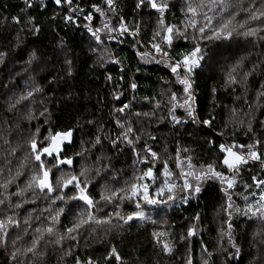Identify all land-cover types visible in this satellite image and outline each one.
Returning <instances> with one entry per match:
<instances>
[{
  "label": "trees",
  "instance_id": "1",
  "mask_svg": "<svg viewBox=\"0 0 264 264\" xmlns=\"http://www.w3.org/2000/svg\"><path fill=\"white\" fill-rule=\"evenodd\" d=\"M77 2L84 9V13L75 17L77 24L67 27L62 20L67 7L58 8L52 0H45L46 9H29L28 13L36 18L35 22L39 25L40 32L33 34L25 28V31L20 32L17 45V33L21 25L14 24L11 17L20 15V10L24 8L23 0H0V51L7 53L4 62L0 63V127L4 126L6 129V133L0 134V185L11 180L6 187H0V201H3L0 203V219L12 216L20 223L19 228L11 226L8 228L7 248L0 246V264H8V254L13 250L12 241L17 235L22 239L17 241L16 247L23 250L35 235V228L49 223L50 220L46 218L54 215L58 209H64L56 225L59 231L70 227L77 213L86 209L83 202L71 212L69 207L75 203L73 201L65 203L57 200L52 203L48 196L54 198L56 192L35 197L32 191L28 190L20 196L16 195L18 191L25 189L32 174L33 161L24 159L29 151L27 140L36 132L37 127L40 128L39 139L42 140L43 136L48 134L49 124H45L44 117L40 116V111L45 106L49 109V120L54 130H66L69 127L74 129V143L66 148L68 155L80 151V141L88 140V133L94 132V125L87 124L88 120L103 123L105 133H115L119 131L115 124L117 118L131 122L138 134L141 133V129L143 130L138 147H142L145 141L157 152L162 153L167 147L168 154L173 158L176 156L177 148L188 149L187 153L182 151V158L184 155L191 156L197 168L201 164L222 159V154L219 152L221 143L237 145L250 143L249 137L252 134H245L249 119L252 120L256 137L262 141L260 150L264 151V129L260 124V121H264L262 115L264 99H257L260 85L264 83V41L242 36H234L232 40L224 42L204 41L207 49L211 50L208 53L210 59L203 61L202 68L196 69L194 73V108L198 121L208 119L210 114L215 119L212 127L208 128L199 122L193 123L192 119L186 116L183 108H176L175 115L180 118L181 123L174 125L168 116L166 106L155 107L157 102L163 105L167 100V95L161 99V93L167 88L164 81L174 78L163 63L157 64L153 60L155 53L151 51L150 41L156 26L154 10L136 9V0H117L119 10L117 16L113 17L108 13L107 17L101 18L99 13H94L92 24L95 28L102 27V21L108 19L115 24L121 16L129 27L137 22L141 25L138 37L140 44L136 48L132 47L134 40L131 36L117 38L112 43L103 41L102 47L107 48L112 55L105 57L108 62L101 67L97 53L90 50V45L95 47V40L84 28L83 15L93 11L92 4L106 6L102 4V0H74V4ZM251 2L252 0H245V6ZM259 2L260 0H256L257 6ZM170 4L171 10L166 13L167 21L178 24L183 19L181 12L183 0H170ZM54 13L55 20L52 19ZM243 18V14L238 17V19ZM191 31L189 29V32ZM101 33L106 34L105 31ZM179 44L183 48L192 46L190 42L185 43L183 40L179 41ZM146 51L150 52L147 58L137 55V52ZM32 52H35L36 59L29 64V56ZM65 56L72 60L71 76L67 74L64 65ZM237 61L241 62V67L238 69L239 77H242L245 71L252 70L254 65L257 66L256 71L248 77L247 94L240 100H236L237 96H243L239 85L227 88L224 86L227 71ZM107 76L112 79H106ZM49 81L53 82L49 83ZM22 82H26V90L23 89ZM133 82L137 84L135 90L130 87ZM12 86H15V89ZM37 87L41 88L42 92L34 93V98L26 99L13 110H8L6 96L10 88L17 90L16 96L11 101L14 103L21 94L26 95L29 90ZM171 88L178 96H182L181 86L173 83ZM213 88L216 89L215 94L212 92ZM120 93L122 95L119 99H114V95ZM124 104L129 105L124 113L115 111ZM248 105L252 107L249 108ZM224 106L242 109L237 119H243L245 123L243 125L229 123L225 129L227 112ZM29 111L36 117L35 119L27 118ZM135 113L140 115L136 116ZM144 113L148 115L145 116ZM78 123L83 126L82 129L76 127ZM221 132L223 135L219 134ZM148 133L155 136L156 140L148 139ZM5 140L8 143H5ZM104 143L105 155L111 157L114 171L105 170L102 175H105V179L116 177L123 184L132 175L133 155L127 148L117 152L112 150L106 141ZM12 149H15L14 153ZM93 153L100 154L96 149H93ZM94 158V155L91 156L88 163H92ZM161 158H164L163 155ZM21 162L24 163L23 168L19 167ZM81 164V158L76 157L71 170L78 173ZM169 166L178 171L175 169L174 159L169 160ZM156 167H161L159 162ZM18 169L21 172L19 176L16 175ZM218 170L223 171V166H218ZM53 171L55 175L52 177V182L55 183V178L60 172L55 169ZM61 171L67 172L69 168L61 166ZM259 172L258 163H250L242 170V180L233 190V201L241 210L247 203L254 205L259 199L261 189H256L254 185L248 189L242 186L243 183L251 184V175ZM89 175L91 183L95 184L98 177L93 173ZM260 178H264V174H261ZM103 181H100V185H103ZM220 188L218 181L204 182L201 192L189 198L186 203L178 201L170 208L158 210L159 215L150 214L155 223L133 220L124 224L123 221L113 217L111 227L107 225L86 227L81 230L79 244L72 249L69 256H65L60 251V246L46 243L50 238L45 236V240L39 245L44 255L33 258L31 254H22L18 259L22 262L31 261L32 264H75L76 258L81 260V264L88 259H91L93 264H121V262L122 264H186L187 259L191 257L192 264H201V260L206 257L203 251L206 248L213 254L212 264H255L258 247L264 245V221L233 214V236L240 248L239 255H233L235 249L227 244V238L221 241L219 237L221 228H227L225 223L227 214L224 211L226 198ZM91 192L94 199H99L97 186L92 188ZM252 192L256 195L252 196ZM244 196L248 197L247 201ZM17 203L21 205L20 208L15 206ZM131 209L126 204L121 211L127 214ZM93 211L98 217H103L106 212H112L103 205L99 211L95 209ZM197 214L200 220L193 221L192 217ZM25 218L30 219L31 226L24 224ZM193 223L197 224L198 233L192 238L177 243L174 254L168 255L160 251V246L152 236L153 231L173 233L174 238L178 240L180 235H186L187 227ZM70 243L73 242L64 243L65 250ZM113 246L117 249L121 262L114 257H108V252ZM221 247L226 251H221Z\"/></svg>",
  "mask_w": 264,
  "mask_h": 264
},
{
  "label": "snow or ice",
  "instance_id": "2",
  "mask_svg": "<svg viewBox=\"0 0 264 264\" xmlns=\"http://www.w3.org/2000/svg\"><path fill=\"white\" fill-rule=\"evenodd\" d=\"M52 2L58 8L61 6L67 7V12L62 17L66 27L77 24L75 17L84 13V9L80 7L78 2L74 4V0H52ZM23 4L24 8L20 10V15L11 17L14 24L21 25L17 33V45L19 44L20 32L25 31V28L33 34L40 32V27L35 22L36 18L29 14L28 10L32 8L44 10L47 7L45 0H23ZM102 4L106 7L92 4L91 8L93 11L84 14L83 19L92 21L94 13H99L101 18L107 17L108 13H111L113 17L118 15L117 0H102ZM135 8L138 10L147 8L154 10L156 13V26L153 29L150 41L151 51L156 54L153 56V60L157 64L163 63L174 78L173 80L164 81L167 88L165 92L161 93V99H163L164 95H167V100L164 101L163 105L157 102L155 107L166 106L168 116L174 125L181 123L180 118L175 115V109L183 108L186 116L191 118L193 123L199 122L211 128L215 117L210 114L208 119L198 121L195 115L196 109L194 108V73L196 69L202 68L203 61L210 59L208 53L211 50L207 49L203 42H224L232 40L234 36L264 41V0H260L259 6H257L256 0H252L247 6H245V0H183L181 6L183 19L178 24L167 21L166 13L171 10L170 0H136ZM241 14L244 15V18L238 19ZM52 19H56L55 13ZM84 28L95 40V47L90 45V50L97 53L98 63L101 67L108 62L105 57H111L112 55L107 48L102 47L103 40L100 36L102 31L106 32L108 39L131 36L134 40L133 48L140 44L138 39L141 31L140 23H134L129 27L122 16L115 24L111 22V19H108L107 21H102V27L93 28L90 24H84ZM189 29L192 31L189 32ZM112 33H115L116 36H113ZM181 40L185 43L190 42L192 44L191 48L181 47L179 44ZM6 55V52L0 51V63L4 62ZM137 55L147 58L150 52H137ZM34 59H36V55L35 52H32L28 63L31 64ZM64 65L67 74L71 76L72 60L67 56L64 58ZM240 67V61L230 67L224 82L225 88L235 85L241 87L243 96H237L236 100L243 99L246 96L248 77L256 71L257 66L254 65L252 70L245 71L242 77H239L238 73ZM106 79L111 80L112 78L107 76ZM54 80L55 77L53 78ZM53 81H49V83ZM173 83L181 86L182 96H178L177 92L172 90L171 85ZM130 87L135 90L137 89V84L133 82ZM40 92H42V89L37 87L29 90L26 95L21 94L15 99L14 103L9 104L8 110H13L16 105L26 99L34 98V93ZM212 92L215 94L216 89L213 88ZM233 92H235L234 87ZM120 95L122 93L114 95V99H119ZM257 99H264V83L260 85ZM41 103L43 104V101ZM245 103H247L246 99ZM248 106L249 108L252 107L251 105ZM128 108L129 105L124 104L122 107L115 109V111L124 113L125 109ZM224 109L227 112V118L224 121L225 129L229 123L233 125H243L245 123L243 119H237L238 113L242 109L227 108V106H224ZM135 115L139 116L140 113H135ZM144 115L147 116L148 113H144ZM40 116L44 117L45 124H49L48 134L44 135L42 140L39 139L40 128L37 127L36 132L27 140L29 151L24 159L33 161V169L25 189L18 191L16 195L20 196L24 191L28 190H31L35 197L40 194L47 196L56 192L57 195L54 198L48 196L52 203L57 200L65 203L73 201L75 203L69 207V212H71L73 208L79 206L80 202H83L86 209L77 213L71 226L63 228V231H59L56 228L59 217L64 212L63 208L58 209L54 215L46 218L50 220L49 223L35 228V235H33L30 244L24 247L23 250L16 247L17 241L22 239L20 235H17L12 241L13 250L8 254V264H32L31 261H20L18 258L22 254H31L33 258L44 255L39 245L41 241L45 240V236L50 238L46 243L60 246V251L65 256H69L72 253V249L79 244L82 229L86 227L92 228L94 225L111 227L113 217L118 221H123L124 224H128L129 221L133 220L155 223L156 221L152 220L151 215L144 211L143 205L152 206L163 211L165 208L176 205L178 201L186 203L189 198L195 197L201 192L204 182L210 180L219 182L220 190L226 198L224 211L227 214V220L225 221L227 228H221L219 237L221 241L225 237L227 238V244L235 249L233 255H239L240 253V248L237 246L233 236V214H241L249 219L255 217L264 221V178H260V175L264 174V151L260 150L262 141L256 137L251 119L247 121L245 133L246 135L252 134L249 137L250 143L247 145L221 143L219 152L222 154V159L201 164L197 168L193 164L191 156L184 155L182 158V151L187 153L188 149L181 150L177 148L176 156L173 158L168 154L167 147L162 150V153L153 150L147 141L144 142L142 147H138L142 140L143 130L141 129V133L138 134L131 122L120 118L115 120L116 127L119 129L115 133H105L103 123L88 120L87 124L94 125V132L88 133V140L80 141V151L75 152L74 155H68L66 148L74 143V129L69 127L66 130H54L49 120L50 112L46 106L40 111ZM27 118L32 120L36 117L29 111ZM260 124L262 129H264V121H260ZM76 127L83 128L79 123ZM219 134L223 135V132ZM147 135L148 139L156 140V137L150 133ZM105 141L111 146L112 150L122 152L127 148L133 155L132 175L119 187L110 186L109 180L105 179V175H102L105 170L114 171L111 157L105 155ZM5 143H8V141L5 140ZM93 149L98 150L100 154L95 155ZM11 151L14 153L15 149ZM93 155L95 157L94 160L92 163H88L89 158ZM162 155L163 159L161 158ZM76 157L82 160L78 173L71 170ZM172 159H174L175 169L178 171L170 168L169 160ZM158 162L161 165L159 168L156 167ZM250 163H258L260 172L251 175V184L243 183L242 186L248 189L254 185L256 189H261V191L259 192V199L254 205L247 203L246 207L241 210L233 201V190L237 188V185L242 180V170L248 167ZM140 165H143V167H140ZM220 165L223 166V171L218 170ZM61 166H67L69 171H61ZM19 167L23 168L24 163L21 162ZM53 169L60 172V175L55 178V183L52 182V177L55 175ZM90 173L98 177L95 184L91 183ZM16 175H21L19 169ZM101 180H104L103 185H100ZM112 180H115V177H112ZM8 183H11V180L4 185H0V187H6ZM97 185L100 186L99 199H94L91 190ZM251 195L255 196L256 193L252 192ZM244 199L247 201L248 197L244 196ZM125 202L129 205L134 204V210L127 214H123L121 211V206ZM0 203H3V201H0ZM101 205L105 207L112 205L113 211L106 212L103 217H98L93 210L99 211ZM15 206L17 208L21 207L19 203ZM157 215H159V212H157ZM192 220L199 221V214L192 217ZM24 224L31 226L30 219L25 218ZM10 226L19 228L20 223L12 216L0 219V246L5 247V249L7 248L8 228ZM26 231L27 228L25 229ZM198 231L197 224L193 223L187 227L186 235H180L178 240L174 238L173 233L165 231H153L152 236L156 244L160 246L162 253L172 255L177 243L192 238ZM66 241L73 242L69 244L67 250L63 247ZM203 251L206 253V257L202 260V264H212L214 260L213 254L208 252L206 248ZM221 251L226 250L221 247ZM108 257H114L118 262H121V257L114 246L108 252ZM75 264H81V260L76 258ZM83 264H93V261L88 259ZM186 264H192L191 257L187 259ZM259 264H264V260L260 261Z\"/></svg>",
  "mask_w": 264,
  "mask_h": 264
},
{
  "label": "rangeland",
  "instance_id": "3",
  "mask_svg": "<svg viewBox=\"0 0 264 264\" xmlns=\"http://www.w3.org/2000/svg\"><path fill=\"white\" fill-rule=\"evenodd\" d=\"M103 41H105L104 39H103ZM106 42V41H105ZM154 55H156V54H154ZM17 75H19V73L17 74ZM16 75V76H17ZM21 78V77H20ZM16 79V78H15ZM27 80V79H26ZM23 81H24V79H23ZM27 82V81H26ZM26 82H22L23 84H22V87H23V89H25L26 90V86H27V84H26ZM13 87V86H12ZM14 89H15V86L13 87ZM9 89L10 91H9V93L7 94V96H6V102H7V104L9 105L10 103H11V101L13 100L12 98H14L15 96H16V94H17V90H14V89ZM258 102V101H257ZM1 132L2 133H6V129H5V127L4 126H1L0 127V134H1ZM16 164V163H15ZM112 177L113 176H111V177H109V179H107V180H109V182H110V186H112V187H119L120 185H122L121 184V182L119 181V179L118 178H116L115 177V180H112ZM93 179H94V177H93ZM104 182V181H103ZM104 184V183H103ZM97 189H98V193H99V191H100V188H99V186L97 185ZM142 203V202H141ZM127 204V206L128 207H130V209H131V211H133L134 210V204H132V205H129L127 202H125V204H123V205H126ZM123 205L121 206V208L123 207ZM112 205H108V206H106L105 208H107L108 207V210H111V211H113V207H111ZM101 208H102V205L100 206ZM143 209H144V211L147 213V214H153V213H157V211L159 210V209H156V208H154V207H152V206H147V205H143ZM106 210V209H105ZM130 211V212H131ZM161 215V214H160ZM261 233V232H260ZM259 233V234H260ZM254 236L256 235V233H254L253 234ZM261 243V242H260ZM258 247V246H257ZM264 245L263 246H261L260 248L258 247V250H257V252H256V258H255V264H259V262L260 261H262V260H264ZM263 256V257H262ZM205 258V257H204ZM203 258V259H204ZM202 259V260H203ZM202 260H201V264H202Z\"/></svg>",
  "mask_w": 264,
  "mask_h": 264
},
{
  "label": "bare ground",
  "instance_id": "4",
  "mask_svg": "<svg viewBox=\"0 0 264 264\" xmlns=\"http://www.w3.org/2000/svg\"><path fill=\"white\" fill-rule=\"evenodd\" d=\"M64 7H66V6H64ZM85 24H90L93 28H95L94 25L92 24V21L85 20ZM112 35L115 36L116 34L112 33ZM100 36H101L102 40L104 39L107 43H112V42L116 41L114 39H108L107 34L102 33ZM105 38H107V39H105ZM118 38H120V37H118Z\"/></svg>",
  "mask_w": 264,
  "mask_h": 264
},
{
  "label": "built area",
  "instance_id": "5",
  "mask_svg": "<svg viewBox=\"0 0 264 264\" xmlns=\"http://www.w3.org/2000/svg\"><path fill=\"white\" fill-rule=\"evenodd\" d=\"M102 33H100V35H101ZM116 36V35H115ZM122 38H124V37H126V36H121ZM105 39H107V38H105ZM117 39V38H116ZM116 39H114V40H116Z\"/></svg>",
  "mask_w": 264,
  "mask_h": 264
}]
</instances>
